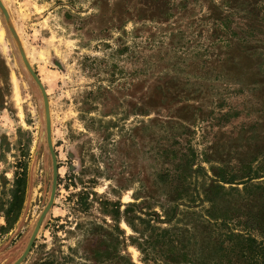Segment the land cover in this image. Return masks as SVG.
<instances>
[{"label":"rangeland","instance_id":"1","mask_svg":"<svg viewBox=\"0 0 264 264\" xmlns=\"http://www.w3.org/2000/svg\"><path fill=\"white\" fill-rule=\"evenodd\" d=\"M0 2V264H264V0Z\"/></svg>","mask_w":264,"mask_h":264},{"label":"trees","instance_id":"2","mask_svg":"<svg viewBox=\"0 0 264 264\" xmlns=\"http://www.w3.org/2000/svg\"><path fill=\"white\" fill-rule=\"evenodd\" d=\"M168 177V175L166 174L165 176H162L161 175V178L166 180ZM181 177V176H179ZM186 177V176H185ZM214 177L215 179H212L211 180V183L210 184H207V188H204L203 192H204V197L210 201L212 204H216V200H215V197H217L218 192L219 190L223 189V184H230V183H233L234 179H236V176L235 175H230V176H226V174L222 173V174H214ZM240 178H255V177H252V172L250 171H247L245 174H242L240 175ZM18 181L22 182L23 183V179L22 178H18L17 179ZM222 184V185H221ZM19 185V188L18 190L13 193V201L10 203L9 205V208L6 209L5 211V215H4V218H5V221L6 223L8 224V226L11 224L12 220L10 219L11 216H10V213L12 212V206H15V209L18 207V203H17V200H19V205H20V202H21V196H22V193H23V185L20 183L18 184ZM245 190H247V188H244ZM19 192V194H18ZM216 201V202H215ZM13 216V214H12ZM168 221H171L170 218H168ZM177 227V226H175ZM1 229H3L4 227L3 226H0ZM175 230H178V231H181V232H185L187 231V233L189 234V236L191 238H194L195 235L187 229L185 228L184 229H178V228H169V229H164L163 231L164 232H173ZM186 233V232H185ZM179 240V239H178ZM253 242V239H250ZM180 243L182 242V240H179ZM174 245V244H173ZM264 250V248H263ZM144 261L146 259H143ZM131 264H133L132 262H130ZM43 264H46V263H43Z\"/></svg>","mask_w":264,"mask_h":264},{"label":"water","instance_id":"3","mask_svg":"<svg viewBox=\"0 0 264 264\" xmlns=\"http://www.w3.org/2000/svg\"><path fill=\"white\" fill-rule=\"evenodd\" d=\"M0 7H1V9H2V11H3V13H4L5 17H6V16H7L6 10H5L4 7L2 6L1 2H0ZM22 56H23V55H22ZM23 60H24V62H25V64H26V67L28 68V70L30 71L31 75L33 76L34 80H35V81L37 82V84L39 85V87H40V89H41V91H42V94H43V98H44V102H45V113H46V132H47V141H48L49 148H50V150H51V143H50V123H49V118H48L47 102H46V97H45V94H44V90H43V88H42L40 82L38 81L37 77L34 75V73L32 72V70L30 69L28 63L26 62V60H25V58H24V56H23ZM51 154H52V161H53L54 175H53V184H52V190H51V194H50V200H49L48 205L46 206L44 212L42 213L40 219H39L38 222H37L36 228H35V230H34L32 236H31V238H30V241H29V244H28V247H27V250H26V251H28V248L30 247L31 242H32V240H33V238H34V236H35V234H36V231H37V229H38V227H39V225H40V222H41V220H42V218H43V215H44V213L46 212L47 208L49 207V205L51 204V201H52V199H53V194H54V189H55V184H56V172H55V160H54V155H53V153H52V150H51ZM25 253H26V252H25ZM24 255H25V254H23V256H24ZM22 258H23V257H21V258L15 263V264H18Z\"/></svg>","mask_w":264,"mask_h":264}]
</instances>
